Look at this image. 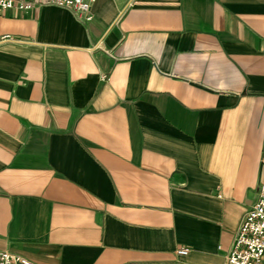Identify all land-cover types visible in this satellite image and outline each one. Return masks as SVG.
I'll list each match as a JSON object with an SVG mask.
<instances>
[{
    "label": "crops",
    "instance_id": "0c3cea01",
    "mask_svg": "<svg viewBox=\"0 0 264 264\" xmlns=\"http://www.w3.org/2000/svg\"><path fill=\"white\" fill-rule=\"evenodd\" d=\"M91 12H0V249L226 264L264 184V0Z\"/></svg>",
    "mask_w": 264,
    "mask_h": 264
},
{
    "label": "built area",
    "instance_id": "2783aa9c",
    "mask_svg": "<svg viewBox=\"0 0 264 264\" xmlns=\"http://www.w3.org/2000/svg\"><path fill=\"white\" fill-rule=\"evenodd\" d=\"M38 2L66 6L84 20L92 16L93 0H0V12L13 7L28 9ZM186 251L184 246L175 250L178 254ZM0 264L39 263L15 251L0 249ZM226 264H264V184L259 185L256 200L246 210L235 230L232 245L226 254Z\"/></svg>",
    "mask_w": 264,
    "mask_h": 264
}]
</instances>
